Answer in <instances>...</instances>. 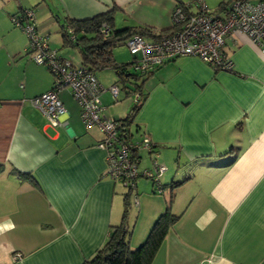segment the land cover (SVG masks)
Returning a JSON list of instances; mask_svg holds the SVG:
<instances>
[{
  "label": "crops",
  "instance_id": "obj_1",
  "mask_svg": "<svg viewBox=\"0 0 264 264\" xmlns=\"http://www.w3.org/2000/svg\"><path fill=\"white\" fill-rule=\"evenodd\" d=\"M180 2L187 1L0 0V264H82L122 223L125 209V193L107 172L99 127L84 125L63 90L68 114L57 126L31 103L54 87L55 77L32 59L13 16L35 8L38 32L56 48L50 39L66 18L117 6V27L166 32ZM223 51L232 71L179 56L144 82L134 135L146 133L159 145L167 170L161 193L149 192V178L137 181L144 216L140 227L139 217L132 228L126 219L131 246L144 242L167 209L178 216L152 264H264V52L240 32L226 38ZM167 186L169 196L159 195Z\"/></svg>",
  "mask_w": 264,
  "mask_h": 264
},
{
  "label": "built area",
  "instance_id": "obj_2",
  "mask_svg": "<svg viewBox=\"0 0 264 264\" xmlns=\"http://www.w3.org/2000/svg\"><path fill=\"white\" fill-rule=\"evenodd\" d=\"M173 24L178 29L172 34L148 40L139 34L131 36L126 46L134 55H139L134 68L141 72H152L166 62L179 56H197L211 65L230 68L229 60L224 59L223 47L226 38L236 33L247 35L264 52V0H233L230 4L211 10L203 0H190L177 5L173 12ZM13 22L28 36L30 54L38 64L50 68L55 77L54 87L30 101L53 126L61 124V118L68 114L59 91L69 87L74 99L79 103L81 118L87 128L98 126L103 133L100 146L105 150L107 172L125 186L136 187L139 176V157L135 154L140 148L151 149L152 139L145 135L139 141H131L120 132L119 124L103 115L101 96L107 90L117 98L118 85L106 88L94 72L82 66L73 65L62 58L56 48L49 45L48 38L37 30L35 8H25L13 16ZM135 100L138 94L134 93ZM158 174L165 167L156 169ZM143 174L153 177L157 190L162 192L158 174L145 170Z\"/></svg>",
  "mask_w": 264,
  "mask_h": 264
},
{
  "label": "trees",
  "instance_id": "obj_3",
  "mask_svg": "<svg viewBox=\"0 0 264 264\" xmlns=\"http://www.w3.org/2000/svg\"><path fill=\"white\" fill-rule=\"evenodd\" d=\"M184 4V2H180L177 5ZM222 4L223 3H221L220 5ZM116 8L117 6L89 18H66L61 26L60 32L62 37V45L64 47H73L78 49L81 56L80 66L86 68L91 72H94L95 74L99 70L112 69L115 71L118 81L121 80L124 83L130 81V77H135L136 88L133 90V93H137L138 98L136 99L131 112L122 119H113L119 124L120 132L123 133V135L126 134L129 140L135 142L141 140L145 135H147L146 133H143L139 138H136L134 132L131 131V124L133 123L135 117L140 112L145 102L146 93H144L143 91L144 81L148 76L152 74L153 71L146 73L142 72L143 74H146V76L143 78L141 83H138L140 75L132 74L130 71L131 66H134L135 60L130 62L117 61L114 56V49L118 46L125 45L127 39L135 34H139L144 37H153L154 39H159L172 34L178 29V26L173 24V26L166 32L158 31L152 26L147 25L117 27L115 23ZM23 9L25 8H22V10ZM59 55L62 58H65L61 54ZM226 58L227 57L225 56L224 59ZM212 66L218 70L222 69L232 71V66L230 68L220 67L217 65ZM124 86L125 88H128L126 87V84ZM158 147V144L152 143V148L150 150L146 148H140L133 153V155L136 154L139 157L140 162L138 163V168L141 165L144 157L143 152H146L153 161L152 167H146L142 170L139 169V176L136 178V185L140 177H147L151 179L154 184L156 183L153 177H149L143 174V171L145 170L152 172V174L155 176L158 174L156 169L165 167V171L167 170V166L159 163L158 161ZM2 170L3 166L0 165V172ZM162 173L160 172V174H158V178L163 189V185L160 179ZM19 175L39 186L38 181L34 176H32V174L21 172L19 173ZM184 181L185 180L172 181L169 183V186L175 188L181 185ZM125 187H128L132 191L136 190L137 188V186L131 187L129 185ZM155 191L159 192L157 190L156 184ZM130 193L131 192L125 193V209L122 223L111 227V231L106 242L100 248H98L90 258L85 259L82 264L153 263V260L161 249L169 230L177 220L178 216L173 214L170 211V208L167 209L155 220L144 242L138 247L133 248L129 239L131 231L129 230L126 220L129 214Z\"/></svg>",
  "mask_w": 264,
  "mask_h": 264
},
{
  "label": "rangeland",
  "instance_id": "obj_4",
  "mask_svg": "<svg viewBox=\"0 0 264 264\" xmlns=\"http://www.w3.org/2000/svg\"><path fill=\"white\" fill-rule=\"evenodd\" d=\"M186 1L189 2L190 0H186ZM204 1L211 10H214L215 8L218 7L219 3L223 0H204ZM51 37L52 38L50 40L52 44L60 50L62 55H64L69 60H71L73 65L75 66L81 65V56H80L78 49L73 48V47H64L62 45L61 34L59 31L52 33ZM114 53L117 56V59L121 60L122 62H130L136 59L137 57H139V55L132 54L126 45H121V46L116 47L114 49ZM130 71L132 74L140 75L138 83H141L143 78L146 76V74H143L140 70L135 69L134 66H131ZM96 74H97L96 75L97 78H99V80L105 85V87L109 88L111 85H113V83H116L120 88V93L117 98H115L112 95L110 90H107L106 92L102 94L101 99L104 105L106 106V109L104 112L108 115V117L115 119V120H119V119L126 117L131 112L132 107L134 106L135 101H136L135 95L133 93L134 92L133 90L136 88L135 77H130L131 80L124 83L121 80L118 81L117 75L115 71L112 69L99 70L96 72ZM125 84H126V87L128 88H125L124 86ZM62 90L63 91H61L62 93H60V96L65 100L70 110L71 111L74 109L79 110L80 106L78 102L75 99H73V97L70 95L71 90L69 89V87H65ZM65 93L67 95L63 97ZM69 102H71L72 106H70ZM131 131L135 132V127L133 123L131 124ZM143 154H144V157L141 162V168L144 169L146 167H152L153 161L151 160L150 156L146 152H143ZM139 179L145 180L146 178L141 177ZM146 180H149L148 181L149 192L152 193L153 190H155L153 181L151 179H146ZM143 186L144 185L141 186V189H140L141 192L144 191ZM118 187L122 189L124 193L131 192L130 198H129L130 199L129 214L127 216V219L129 217V224L131 225V228H132L134 222L139 217L138 226L140 227L144 214L140 213L141 205L138 206V204L136 203L137 198H135L136 197L135 192H134L135 190L132 191L128 187H124L122 183L120 182H118ZM155 194H158V192L155 191ZM169 194H170V190L168 189V186H167L165 188V193L159 194V195H163L164 197H167L169 196Z\"/></svg>",
  "mask_w": 264,
  "mask_h": 264
}]
</instances>
